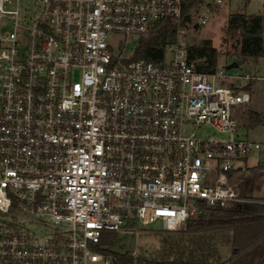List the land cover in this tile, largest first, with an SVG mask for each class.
I'll return each instance as SVG.
<instances>
[{
  "label": "built area",
  "instance_id": "2783aa9c",
  "mask_svg": "<svg viewBox=\"0 0 264 264\" xmlns=\"http://www.w3.org/2000/svg\"><path fill=\"white\" fill-rule=\"evenodd\" d=\"M14 1L0 0V264H112L103 231L179 232L247 201L232 179L261 148L239 135L257 74L197 69L185 0H35L22 20ZM235 1L204 0L197 23ZM164 18L160 61L127 54Z\"/></svg>",
  "mask_w": 264,
  "mask_h": 264
},
{
  "label": "trees",
  "instance_id": "16d2710c",
  "mask_svg": "<svg viewBox=\"0 0 264 264\" xmlns=\"http://www.w3.org/2000/svg\"><path fill=\"white\" fill-rule=\"evenodd\" d=\"M204 0H185L182 14V25L190 30H196L197 22L195 12L199 10ZM212 5H210V8ZM155 32L151 37L139 39L133 58H147L160 61L164 55L168 43L175 41V25L171 18H164L157 22ZM199 26V25H198ZM231 38L241 36L243 43L240 48V56L243 59H255L264 57V14L246 16L235 12L229 19L225 29ZM190 57L197 61V69L212 73L217 69L220 52L215 48L211 40L203 39L192 42L189 45ZM252 86L249 84L248 89ZM242 126H257L262 123L261 113L251 110L249 107L241 116ZM253 177L244 176L243 186H239L240 194L247 201L225 207H215L207 210L205 215L187 221L186 229L179 233L187 237L185 243H177L172 238L162 236L163 253L157 256L146 254L134 255L124 249L122 236L117 231H103L99 250L113 259L112 264H224L233 262L251 248L264 243V200L247 194L251 181L264 173V163L255 168L251 167ZM161 232V230H151ZM225 231H230L229 242L232 253L227 259H222L217 250L223 240ZM178 233V234H179ZM228 236V234H226ZM165 238V239H163ZM264 258V254H263Z\"/></svg>",
  "mask_w": 264,
  "mask_h": 264
},
{
  "label": "rangeland",
  "instance_id": "374dc122",
  "mask_svg": "<svg viewBox=\"0 0 264 264\" xmlns=\"http://www.w3.org/2000/svg\"><path fill=\"white\" fill-rule=\"evenodd\" d=\"M35 0H20L19 3L7 2L4 4V9L14 10L19 9L20 20H22L23 14L32 15L34 11ZM235 12L242 13L246 16L262 15L264 14V0H244L235 1L232 4H224L220 6H212L206 11L208 20L205 24L199 25L197 30L189 29V38L191 42H198L203 39L211 40L213 46L220 52L217 62V69H227V65L235 63L237 61L239 65L232 67L233 70L248 71L252 74H257V78L252 81L250 92L252 95V102L250 109L261 113L262 123L257 126H245L239 131V135L249 138L253 141H257L261 144V148L253 152L248 157L247 165L255 168L260 163H264V57L255 59H243L240 56V48L243 43L241 36L231 38L225 32L226 27L229 24V19ZM0 24L6 28H12V23L5 17H0ZM114 38H122V35L114 34ZM136 46V42L127 47V54H130L133 47ZM230 71V69H227ZM199 135H215V136H226L220 133L214 132L210 127H203L198 131ZM248 175L250 178L253 177L252 169L236 170L233 174V183L240 182V175ZM242 175V176H243ZM246 184V183H245ZM244 184V185H245ZM251 188V189H250ZM248 195L259 197L264 199V173L259 177L255 178L248 186H244ZM159 222H155L148 227L139 228V234L132 236H122V244L124 245L123 251H130L134 255L146 254L147 256H157L163 253L164 245L162 242V236L172 238L174 242L185 243L187 237H182L180 231H166L155 232L151 230H159ZM186 229V228H185ZM183 229V230H185ZM222 237V241L218 245V252L221 257L229 255L232 251L230 247L229 234L230 231ZM179 233V234H178ZM228 234V236L226 235ZM165 239V238H163ZM230 245V246H229ZM264 243H260L255 247L243 253L240 257L235 259L232 264H264Z\"/></svg>",
  "mask_w": 264,
  "mask_h": 264
},
{
  "label": "crops",
  "instance_id": "0c3cea01",
  "mask_svg": "<svg viewBox=\"0 0 264 264\" xmlns=\"http://www.w3.org/2000/svg\"><path fill=\"white\" fill-rule=\"evenodd\" d=\"M247 162H248V159L246 160V162H245V164H244V166L242 165L240 168H239V170H242V172H243V170L244 169H250L251 167H249L248 165H247ZM243 174H241L239 177H240V182L239 183H237V185L238 186H243V179H244V175L242 176ZM245 176H248V175H245ZM251 189V188H250ZM250 196H252V195H250ZM252 197H254V196H252ZM257 198V197H256ZM259 198V197H258ZM246 199H248V198H246ZM259 199H261V200H264V199H262V198H259ZM231 244V243H230ZM230 246V245H229ZM231 248H232V246H230ZM231 253H232V251H231ZM231 253L229 254V255H231ZM229 255H226L225 257H222V259H227L228 257H229ZM264 262V261H263ZM224 264H232V262H226V263H224Z\"/></svg>",
  "mask_w": 264,
  "mask_h": 264
},
{
  "label": "water",
  "instance_id": "95a60500",
  "mask_svg": "<svg viewBox=\"0 0 264 264\" xmlns=\"http://www.w3.org/2000/svg\"><path fill=\"white\" fill-rule=\"evenodd\" d=\"M199 24L196 22L195 24H194V28L197 30L198 29V27H200V26H198ZM239 65V63L237 62V61H235V63H232V64H229V65H227V69H231L232 67H237Z\"/></svg>",
  "mask_w": 264,
  "mask_h": 264
}]
</instances>
